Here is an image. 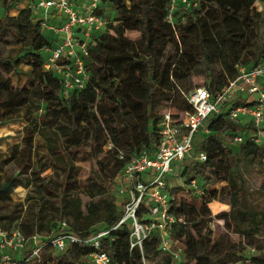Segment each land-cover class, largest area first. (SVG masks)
Masks as SVG:
<instances>
[{
    "label": "trees",
    "instance_id": "obj_1",
    "mask_svg": "<svg viewBox=\"0 0 264 264\" xmlns=\"http://www.w3.org/2000/svg\"><path fill=\"white\" fill-rule=\"evenodd\" d=\"M23 1L0 0V124L20 115L26 123L22 150L33 151L35 135L47 139L42 131L51 130L41 128L49 124L45 115H34L45 98L46 113L53 115L52 131L58 134L55 142L60 147L63 139L74 147L71 155L78 153L89 159L83 150L85 141L90 140L89 153L101 174H89L85 189L90 202L83 208L76 201L65 202L72 217L70 223L44 218L40 208L31 207L29 197L24 204L11 201L16 188H30L35 182L33 177L47 168L34 172L25 183L12 174L0 176V228L18 229L25 236L56 233L60 221H65L68 230L81 238L111 230L122 216L115 201L113 180L124 162L116 154L121 151L128 159L142 150L153 149L157 141L155 123L160 117L154 111L155 105L164 103L169 109L188 110L183 94L195 88L189 91L183 82L200 65L210 71L211 58L218 52L222 75L203 86L211 93L234 80L239 67L251 69L264 58V11H257L256 0H198L190 9L179 5L173 12V26L166 21L170 0H100L99 12H108V23L106 31L95 36V44L89 48V82L83 90L63 99L60 79L52 71H43V51L52 46L51 40L42 34L31 9L9 15ZM9 47L16 48L18 54L13 56L10 51V55L3 56L2 49ZM20 66L28 68V79L15 88L10 75ZM113 114L120 116L122 130L111 121ZM132 117L138 122H131ZM205 124L208 137L196 145L195 152L205 153L206 161L191 162L180 171L181 178L203 181V195L195 196L187 189L171 190V213L177 221L170 236L183 248L181 264H264V256L245 257L253 239L264 231V212L244 207L246 181L236 170L240 163L264 172V146L258 147L249 140L230 146L226 139L238 127L226 115L210 117ZM103 129L108 136L100 144L99 133ZM108 142L112 150L104 151ZM101 149L113 156L112 168L110 162L98 160ZM9 153L1 163L9 164L19 157V146L13 145ZM43 190L52 194L45 185ZM220 208L224 212L217 215ZM209 209L223 220L228 233H241L238 243L229 242L224 235L212 236ZM18 220L20 225L14 224ZM129 234V229L122 227L102 240L101 251L108 255L110 264H143V260L172 264L170 255L157 249L156 233L143 243L141 251L138 247L130 249ZM91 253L81 244L62 253L47 249L39 264H91Z\"/></svg>",
    "mask_w": 264,
    "mask_h": 264
},
{
    "label": "built area",
    "instance_id": "obj_2",
    "mask_svg": "<svg viewBox=\"0 0 264 264\" xmlns=\"http://www.w3.org/2000/svg\"><path fill=\"white\" fill-rule=\"evenodd\" d=\"M24 2V8L31 9L41 29L54 35L52 46L43 51V71H52L60 79L61 97L67 99L89 82L86 68L89 48L95 44L94 37L106 31L108 23L105 11L99 12L101 1ZM197 3L198 0H170L166 21L173 26L177 6L190 9ZM237 70L236 78L218 92L211 93L202 86L183 94L188 110L163 112L155 123L157 141L151 151L142 150L128 159L123 152H117L116 158L124 166L113 180L115 201L122 211L115 227L86 238L68 230L65 221H60L57 232L49 236H25L18 229L0 228V264H39L47 249L62 253L75 244L92 250L91 264H110L108 255L101 251L102 240L122 227L129 229L130 249L138 247L141 251L143 243L156 233L157 249L170 255L172 264H181L183 248L170 236V229L177 221L171 213V190L187 189L198 197L204 193L200 178L186 180L180 177V172L176 173L179 164L187 159L189 163L206 161L205 153L195 152L196 134L200 130L209 134L205 122L210 117L226 115L241 128L230 137L233 144L249 140L258 147L264 146V58L251 69L239 67ZM110 150L112 144L108 142L104 151Z\"/></svg>",
    "mask_w": 264,
    "mask_h": 264
},
{
    "label": "rangeland",
    "instance_id": "obj_3",
    "mask_svg": "<svg viewBox=\"0 0 264 264\" xmlns=\"http://www.w3.org/2000/svg\"><path fill=\"white\" fill-rule=\"evenodd\" d=\"M24 3H19L15 9L9 11L10 16H16L17 12L24 7ZM255 8L257 11H264V1L256 0ZM36 15V14H35ZM38 17V16H37ZM105 17L108 19V12L105 13ZM39 19V18H38ZM42 34L49 40L54 38V35L44 28L41 29ZM214 46V45H213ZM18 50V49H17ZM10 51L13 53L11 55L16 56L18 51L16 48L9 47L2 49V55H10ZM43 55L45 53L43 52ZM211 70L207 71L203 65L194 69L189 78L183 82L186 88L190 91L193 88H199L205 86L213 77L218 78L222 75L223 69L220 63V52L216 53L211 58L210 63ZM10 79L15 88H20L27 82L28 79V68L25 66H20V68L13 74L10 75ZM46 99L43 98L40 102V110L34 115H45L48 123L47 125H41V128L47 127L42 133H44L45 138L40 135H35L34 140V150L27 151L22 150L21 142L24 134L23 128L26 125L25 121L20 118L12 120L11 122L0 124V176H6L12 174V176L17 177L22 180L23 183L30 181L32 174L37 170L47 168L39 176L33 177L35 182L32 183L31 189L18 187L12 199L14 202H20L24 204L25 198H31V207L37 210L40 208L42 210V216L44 218L50 219V221L66 220L68 223L72 221L70 215V209L65 202L76 201L83 208L85 204L90 202V198L86 195L85 186L88 185V176L90 173H95L96 175H101L99 167L92 156H90V140H86L84 144V152L89 154V159H85L83 155L76 153L71 155L70 152H74V147L62 140V146L59 147V143H56L57 132L52 131L53 125L50 123L53 120V115L46 113L45 110ZM156 115H161L163 112L169 110L168 105L164 103H157L154 107ZM22 114V113H21ZM111 121L114 122V126L118 127L119 130L123 129V125L120 121V116L113 114L111 116ZM131 122H138V119H130ZM48 131V132H47ZM237 131H241V128H237ZM85 131H82V133ZM99 143L102 144L104 138L108 135L103 129L99 133ZM208 134H205L200 130L194 139V144L198 145L202 140L206 139ZM230 146H235L229 137L226 139ZM58 142V141H57ZM60 142V141H59ZM13 145L19 146V157H16L14 161L9 164L1 163L4 159L8 158L10 155L9 150ZM55 152V153H54ZM18 154V152H17ZM103 159L105 163H109V168L113 166V156L111 154H105L101 149V153L98 155V160ZM189 160H185L183 163L179 164L177 168V174L181 171V167L187 165ZM25 165V166H24ZM24 166L23 169L20 168ZM236 170L241 174L246 181V193L244 199V207L256 211L264 212V172L259 171L256 167H244L240 163H237ZM25 172L26 174H23ZM44 179L43 181H40ZM43 185L48 187V194L43 190ZM220 187V186H218ZM98 196H102L98 193ZM226 205V204H225ZM229 207V206H228ZM208 208V207H207ZM230 209V208H229ZM229 209L226 211L228 212ZM210 210V209H209ZM224 212L222 208L218 209L217 215ZM28 213V210H25ZM215 213L210 210V224L209 227L213 234L220 236H227L229 242L240 240V235L237 232L228 233L223 226V220L218 219ZM242 240V237H241ZM236 243V244H237ZM253 246L247 248L245 257L248 259L252 256H264V231H260L259 235L251 242ZM145 264H153L150 261H145Z\"/></svg>",
    "mask_w": 264,
    "mask_h": 264
},
{
    "label": "crops",
    "instance_id": "obj_4",
    "mask_svg": "<svg viewBox=\"0 0 264 264\" xmlns=\"http://www.w3.org/2000/svg\"><path fill=\"white\" fill-rule=\"evenodd\" d=\"M23 3H24V5H25V2H24V1H23ZM23 8H24V7H23ZM23 8H22V9H23ZM17 14H18V12H17ZM138 35H139V33H138ZM138 38H139V36H138ZM51 40H52V38H51ZM16 189H17V188H16ZM16 189H15V190H16ZM15 190H14L13 193L10 195V197H11V201H12V203H20V202H14L13 199H12V195L14 194ZM14 224H16V225H20V220H18V221L15 222ZM143 264H145V260H144Z\"/></svg>",
    "mask_w": 264,
    "mask_h": 264
}]
</instances>
